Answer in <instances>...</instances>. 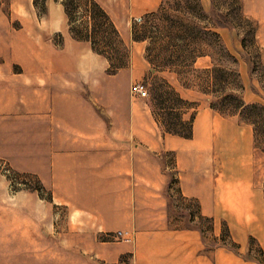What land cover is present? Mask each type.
I'll list each match as a JSON object with an SVG mask.
<instances>
[{"label": "rangeland", "instance_id": "374dc122", "mask_svg": "<svg viewBox=\"0 0 264 264\" xmlns=\"http://www.w3.org/2000/svg\"><path fill=\"white\" fill-rule=\"evenodd\" d=\"M155 1L0 0V264H136L165 225L264 264L200 189L251 126L264 200V0Z\"/></svg>", "mask_w": 264, "mask_h": 264}, {"label": "crops", "instance_id": "0c3cea01", "mask_svg": "<svg viewBox=\"0 0 264 264\" xmlns=\"http://www.w3.org/2000/svg\"><path fill=\"white\" fill-rule=\"evenodd\" d=\"M147 1L151 4L146 9L156 3L155 0ZM241 133L237 140L244 138L243 149L237 151V156L234 153L223 162V176L213 180L217 183L200 185V189H204V209L208 214L212 211L227 212L232 219V226L238 228L244 237L252 232L264 244V200L262 190L259 189L260 193L257 190L260 188L257 181L259 169L253 152L252 127H245ZM56 164L59 170L60 160ZM186 188L191 193L198 192L188 186ZM211 190L220 194L213 209L209 202ZM133 247L136 264H225L224 257L228 259L230 255L218 248H206L198 229L172 225L140 228Z\"/></svg>", "mask_w": 264, "mask_h": 264}, {"label": "built area", "instance_id": "2783aa9c", "mask_svg": "<svg viewBox=\"0 0 264 264\" xmlns=\"http://www.w3.org/2000/svg\"><path fill=\"white\" fill-rule=\"evenodd\" d=\"M141 18H139L140 20ZM132 91L137 93L138 95L144 97V95H147V88L145 86V83L137 81L132 85Z\"/></svg>", "mask_w": 264, "mask_h": 264}, {"label": "trees", "instance_id": "16d2710c", "mask_svg": "<svg viewBox=\"0 0 264 264\" xmlns=\"http://www.w3.org/2000/svg\"><path fill=\"white\" fill-rule=\"evenodd\" d=\"M65 4H66V2H65ZM93 6H94V12H95L96 16L97 15H103V16H105V20H108V18H109L108 15H106L105 11L102 9V7L97 2H94ZM67 11H68V6H67Z\"/></svg>", "mask_w": 264, "mask_h": 264}]
</instances>
